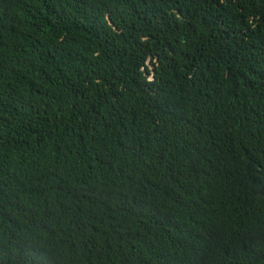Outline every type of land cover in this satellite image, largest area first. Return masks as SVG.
<instances>
[{
  "label": "trees",
  "instance_id": "1",
  "mask_svg": "<svg viewBox=\"0 0 264 264\" xmlns=\"http://www.w3.org/2000/svg\"><path fill=\"white\" fill-rule=\"evenodd\" d=\"M0 264H264V0H0Z\"/></svg>",
  "mask_w": 264,
  "mask_h": 264
},
{
  "label": "rangeland",
  "instance_id": "2",
  "mask_svg": "<svg viewBox=\"0 0 264 264\" xmlns=\"http://www.w3.org/2000/svg\"><path fill=\"white\" fill-rule=\"evenodd\" d=\"M148 65H150L149 63H148ZM152 69V68H151Z\"/></svg>",
  "mask_w": 264,
  "mask_h": 264
},
{
  "label": "clouds",
  "instance_id": "3",
  "mask_svg": "<svg viewBox=\"0 0 264 264\" xmlns=\"http://www.w3.org/2000/svg\"><path fill=\"white\" fill-rule=\"evenodd\" d=\"M142 71H144V69Z\"/></svg>",
  "mask_w": 264,
  "mask_h": 264
}]
</instances>
